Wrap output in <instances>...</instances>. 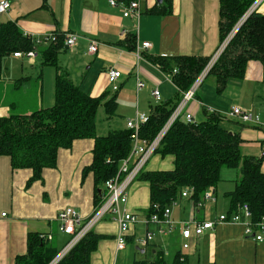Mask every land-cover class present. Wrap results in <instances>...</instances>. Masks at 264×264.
<instances>
[{"label": "crops", "instance_id": "obj_1", "mask_svg": "<svg viewBox=\"0 0 264 264\" xmlns=\"http://www.w3.org/2000/svg\"><path fill=\"white\" fill-rule=\"evenodd\" d=\"M8 1L10 9L0 14V23L14 21L32 40L47 33L75 32L80 37L72 50L62 47L58 51L57 66L43 63L41 52L50 42H37L35 56L30 59L9 55L20 61L21 67L18 77L3 74L1 68L2 116L51 106L55 77L59 73L91 96L104 92L107 98L114 95L115 115L110 118L105 115L106 125L100 128L99 134L124 128L127 118H132L136 112L149 115L153 105L171 99L178 91L172 81L173 72L162 69L150 58L208 57L200 74L222 43L218 33V0H141L137 19L123 16L120 6H111L108 0ZM161 7H170V12L158 13L156 9ZM255 11L264 15V0ZM133 37L134 46L143 41L151 44L150 48L142 50L138 63L133 50L128 48ZM87 38L97 40L95 53L87 52ZM24 63L30 68L25 69ZM110 67L121 71L116 91H112L107 82L106 71ZM136 67L145 82V87L139 91L135 85ZM153 88L161 94L158 103L151 96ZM233 105L258 114L263 125L244 124L226 117L225 112ZM14 109L16 111H12ZM186 112L197 122L215 113L219 126L240 136L243 154L262 157L261 170L264 172L263 63L249 60L244 76L230 79L221 91H217L215 76L208 71L185 104L182 114ZM92 148L93 139L90 138L76 139L71 148H60L56 166L44 168L42 179L28 186L31 169L13 170L9 157L0 155V264H15L16 257L26 253L29 234L34 233H50L52 239L47 243L54 246L57 254L68 240V236L58 230L56 216L61 208L73 206L84 219L92 214L95 209L94 178L90 171L83 175V167L92 161ZM172 166L171 155L153 154L144 170H167ZM238 177L236 168H221L219 181L211 187L213 200L202 199L200 206L193 204V192L184 197L179 194L169 206L175 227L168 235H158L156 224L143 222L149 206V187L146 181L136 179L129 188L124 207L135 213L138 221L130 227L125 247L117 250V224L110 215L106 216L91 230L100 235V239L90 254L89 264H132L136 259H153L156 252L163 253L167 264H174L177 254L185 264H264V240L257 242L246 236L242 223L215 225L199 236L192 235L188 248L181 246L184 239L180 221L193 217L200 221L211 220L221 213L234 212L230 210L227 194L234 189ZM3 212L5 215H1ZM239 214L242 221L247 220L242 210ZM147 231L154 233L153 240L145 247L138 246L136 240Z\"/></svg>", "mask_w": 264, "mask_h": 264}, {"label": "trees", "instance_id": "obj_2", "mask_svg": "<svg viewBox=\"0 0 264 264\" xmlns=\"http://www.w3.org/2000/svg\"><path fill=\"white\" fill-rule=\"evenodd\" d=\"M128 2L130 0H121ZM254 0H218L219 39L229 34L234 25L248 10ZM154 10V9H153ZM167 14L170 7L156 9ZM154 10V11H156ZM62 34L50 42L41 54L43 63L57 66L58 51L64 47ZM135 37L128 48L133 50ZM36 43L24 35L14 21L0 23V73L3 58L13 52L36 50ZM162 69L176 70L172 81L178 91L165 102L152 106L148 121L139 129L141 138L150 142L168 119L174 108L206 64L208 57L178 55L167 58H150ZM249 60L264 65V15L253 10L241 23L216 62L209 70L215 76L217 91L223 90L230 79H241ZM1 93V86H0ZM117 102L114 95L107 98L104 92L91 96L81 90L63 74H57L54 85V102L49 107L30 112L0 115V155L8 156L14 169L29 168L31 177L27 186L42 179L44 168H54L60 148H71L76 139H93L92 161L83 167V175L92 172L94 178L95 207L102 201L103 184L113 177L131 149V130L111 129L105 134L97 133L96 118L99 108L107 118L115 115ZM201 122L188 123L180 116L170 125L160 140L155 154L171 155L173 166L167 170H142L136 179L146 181L149 187V206L146 215H162L164 207L178 197L181 191L193 187V204L201 202L205 191L219 181L223 167L238 170L239 177L232 191L228 192L231 209L246 203L250 221L256 223L264 215V172L262 157L243 154L241 138L219 126L215 113L208 114ZM154 205H157L155 209ZM100 235L89 231L58 264H89V257L97 247ZM56 253L51 243L39 238L38 233L29 234L27 250L17 256L15 264H47ZM153 259H136L132 264H167L162 252ZM174 264H185L176 255Z\"/></svg>", "mask_w": 264, "mask_h": 264}, {"label": "built area", "instance_id": "obj_3", "mask_svg": "<svg viewBox=\"0 0 264 264\" xmlns=\"http://www.w3.org/2000/svg\"><path fill=\"white\" fill-rule=\"evenodd\" d=\"M111 6H120L122 9V14L125 17H132L137 19L141 13L140 2L141 0H130L128 2L121 0H108ZM262 0H254L251 6L248 8L245 16L240 18L232 30L229 32L226 38L222 41L219 48L214 52L210 58L208 64L203 69V71L196 77L192 85L183 93L182 99L174 108L168 119L162 125L160 130L154 136V138L147 142L145 139L141 138L139 135V129L144 125L149 118L148 113L146 112H136L132 118H127L125 122V127L131 130V149L126 158H124L118 168L117 173L106 180L103 184V195L102 201L95 207L92 214L84 219L80 212L75 209L73 206H66L61 208L56 216L58 221V230L63 235L68 236V240L64 243L60 251L55 254V256L47 264H58L60 260L83 238L85 235L92 230L94 225L101 219L106 216H111L112 219L117 224V232L115 234V242L117 250H121L125 247L127 233L130 227L138 221L137 215L135 213L129 212L124 204L128 198V192L131 184L136 180L138 174L144 170V166L149 160V158L154 154L157 149L161 138L168 130L173 121L181 116L183 108L187 101L191 99L194 95V91L202 81L203 77L208 73L212 65L217 60L218 56L225 48L229 39L233 36L235 31L238 29L239 25L246 16H248L257 5ZM10 9V2L8 0H0V14L6 13ZM27 35V34H25ZM62 42L66 49L72 50L80 35L75 32H66L62 34ZM28 36V35H27ZM57 40V34L47 33L44 34L40 39L34 41L37 42H54ZM87 52L95 53L98 49V42L95 39L87 38ZM151 47V44L148 41H143L140 44H135L133 48V54L136 58V62L142 58V50H147ZM14 57H27L28 59L35 56L34 50H28L26 52L16 51L13 52ZM176 72L175 69L172 71ZM135 85L136 90L139 91L145 87V82L142 80L139 72V68L135 69ZM121 77V71L115 67H110L106 71L107 82L112 91H116L119 88L118 80ZM151 96L154 99V102L158 103L161 100V94L157 88L151 90ZM183 119L188 123H195V119L191 113H184ZM226 117L237 119L238 121L244 124H253V125H263L261 123L260 117L256 113H252L247 109H244L240 106L233 105L231 106L224 114ZM264 158V151L262 152ZM193 187L185 188L181 191V196H187L189 193L193 192ZM203 199L213 200L211 187L208 188L204 195ZM202 203L198 202L195 206H200ZM157 209V205H154ZM242 210L246 221H242L239 211ZM171 209L169 206L164 207L162 215L159 216L158 213H152L149 216H146L143 219L145 223H153L157 226L158 235H168L172 229L175 227L174 220L170 216ZM1 215H5L4 212ZM249 206L246 203L238 204L236 211L233 213H221L218 216L214 217L211 220H198L196 218H189L183 221H180V232L181 237L184 239L182 243V248H188L189 242L188 239L192 236H199L205 230L212 229L215 225L218 224H234L242 223L244 225V234L248 237L253 238L257 242L264 240V215L261 216L260 220L256 223H252L250 218ZM39 238L49 241L52 239L50 233H39ZM154 233L147 231L143 237L136 240L138 246L145 247L148 243L153 240ZM182 260V257L180 258Z\"/></svg>", "mask_w": 264, "mask_h": 264}, {"label": "rangeland", "instance_id": "obj_4", "mask_svg": "<svg viewBox=\"0 0 264 264\" xmlns=\"http://www.w3.org/2000/svg\"><path fill=\"white\" fill-rule=\"evenodd\" d=\"M20 67H21V62L18 61L17 59H14L12 56H6L5 58H3V61H2V73L3 74L7 76H12V77H18L20 73ZM24 68L29 69L30 66L24 63ZM14 96L17 97L18 95L14 94ZM12 111H16V110L14 109ZM104 119H105V114L102 112V108H100L98 110L97 118H96L97 133H100V128L106 125ZM134 247L135 246H133V250H134ZM135 252L136 254H138L137 251Z\"/></svg>", "mask_w": 264, "mask_h": 264}, {"label": "water", "instance_id": "obj_5", "mask_svg": "<svg viewBox=\"0 0 264 264\" xmlns=\"http://www.w3.org/2000/svg\"><path fill=\"white\" fill-rule=\"evenodd\" d=\"M246 12H247V11H246ZM246 12L244 13V15H243L241 18H243V17L245 16ZM246 17H247V16H246ZM246 17H245V18H246ZM245 18H244V19H245ZM243 21H244V20H243ZM241 23H242V22H241ZM240 25H241V24H240ZM240 25H239V26H240ZM137 249H139V248L137 247ZM143 251H144L143 249H140V252H143Z\"/></svg>", "mask_w": 264, "mask_h": 264}]
</instances>
